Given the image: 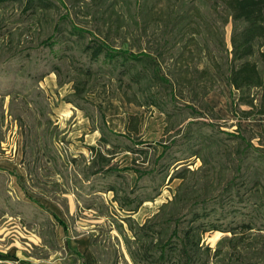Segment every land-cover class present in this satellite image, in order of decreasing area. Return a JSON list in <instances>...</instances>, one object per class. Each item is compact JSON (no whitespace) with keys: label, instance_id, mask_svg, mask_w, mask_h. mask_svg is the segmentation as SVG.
<instances>
[{"label":"trees","instance_id":"16d2710c","mask_svg":"<svg viewBox=\"0 0 264 264\" xmlns=\"http://www.w3.org/2000/svg\"><path fill=\"white\" fill-rule=\"evenodd\" d=\"M7 1L22 2L26 10L36 11L35 2L40 1L41 5L44 0H0V6ZM207 1L219 3L224 14L216 12L215 17L206 16L198 7L157 13L150 0H136L132 16L135 51L114 48L91 32L86 42L78 43L81 46L79 51L91 65L101 61L102 66L118 71L117 80L131 93L122 87L118 89L126 104L155 109L167 119L186 109L192 115L205 117V109H212L205 97L219 87V79L237 92L234 107L238 121L264 116V0L198 2L205 9ZM228 24L227 42L224 28ZM58 25L57 22L54 26L55 32ZM69 29L78 40L86 34V30L73 23ZM0 38L1 41L8 38L12 41L13 32L9 29L0 32ZM58 43L56 34L52 33L36 47L52 49ZM76 69V76L69 80L72 92L63 101L83 110L91 121V129L97 130L100 136L96 146H86L88 157L80 154L79 158L62 160L64 170L68 172L63 174L57 170L62 183H51L56 196L76 195L79 189L87 196L112 193L111 202L123 214L118 221L113 219L112 225L121 237L124 252L117 248L100 253L90 242L97 264H264V181L255 174L251 177L253 188H249V192L248 188L241 191L246 186L243 153L264 161V148L255 147L243 136H236L244 147L242 155L233 162L234 175L221 181L214 194L210 193L211 190L204 191L209 178L200 176L205 189L202 193H194L187 187L186 178L187 174L197 172L183 164L195 156L197 150H191L186 157L172 158L173 152L169 149L174 145V138L169 144L162 140L157 144L140 140L143 113L106 116L98 107V116H93L87 108L92 105L87 94L107 81L102 80L99 72L91 66ZM40 79L42 77L36 81ZM123 79H127V83ZM63 83L58 82V85ZM112 92L109 93L111 97L114 96ZM240 106L246 109H239ZM192 122L184 125V133ZM166 130L169 132L168 128ZM49 135L52 140L54 134ZM47 145L44 154L56 162L60 156L50 154ZM158 146L161 151L148 161V147L156 153ZM123 153L131 154L126 166L115 160ZM127 172L135 175L132 185L127 180ZM145 177H152L154 184L140 186L139 182ZM101 178L113 180L97 188L94 180ZM174 179H180V183L172 198L141 223L137 222L132 216L140 206L154 200ZM140 189L150 190L139 192ZM249 203L251 206H246ZM101 215L108 216L106 212ZM214 231L223 233V236L214 247H210L205 244L204 236Z\"/></svg>","mask_w":264,"mask_h":264},{"label":"rangeland","instance_id":"374dc122","mask_svg":"<svg viewBox=\"0 0 264 264\" xmlns=\"http://www.w3.org/2000/svg\"><path fill=\"white\" fill-rule=\"evenodd\" d=\"M198 1L150 0V5L157 13L198 7L206 16L211 14L215 17L216 12L224 14L219 3L207 1L204 9ZM35 4L38 7L36 11L26 10L25 4L19 1H7L0 6V32L8 29L13 32L12 41L9 38L1 41L0 38V253L1 250L10 252L9 256L14 259L10 264H81V259L74 255L77 253L69 250L67 238L71 246L80 250V240L85 238L91 252L90 242L100 253L117 248L124 252L121 237L112 225V220L118 221L123 214L111 202V192L87 196L79 189L76 195L56 196L52 187L51 181L62 183L57 170L63 174L68 172L64 170L62 160L79 158L77 150L91 142L90 135L97 131L91 129V121L83 110H73L72 104L63 101L72 92L69 80L76 76V68L91 66L99 72L102 80L107 81L87 94L86 98L92 104L87 108L93 116H98V107L106 116L143 113L140 140L151 144L162 140L169 144L174 138V145L169 149L173 152L172 158L186 157L191 150H197V154L183 164L197 172L187 174L186 178L187 187L194 193H202L205 189L200 176L209 178L204 191L211 190L210 193L214 194L221 181L234 175L233 162L242 155L244 147L236 136H243L255 147L264 148V116L238 121L234 107L237 92L228 88L221 79L219 87L205 97L212 108L211 111L205 109V117L192 115L186 109L167 119L155 109L126 104L118 89L122 87L131 93L117 80L118 71L102 66L101 61L91 65L88 58L81 55L78 43L86 42L90 32L104 38L114 48L135 51L132 16L136 0H44L41 5L40 1ZM57 22L59 25L55 32ZM70 23L86 30L82 41L70 34ZM224 30L228 42L230 25ZM52 33L59 41L57 45L52 49L36 47ZM12 53L14 55L10 57ZM28 53L29 56L26 55ZM40 77L42 79L36 81ZM123 81L127 83V79ZM58 82L65 83L59 86ZM111 92L114 93L112 97L109 95ZM239 109L246 107L240 106ZM188 121L193 122L184 133L183 128ZM167 128L169 132L165 131ZM49 133L54 134L52 140ZM46 144L50 154L60 156L56 162L44 154ZM119 144L122 145L121 142ZM160 151L159 146L156 153L148 147L146 159L153 160ZM84 152L83 155L88 157L87 149ZM243 155L246 186L241 191L248 188L249 192V188H253V175L257 174V178L264 181V161L250 153ZM130 159V153H123L115 160L126 166ZM126 177L132 185L135 175L127 172ZM112 180L101 178L94 182L97 188H102ZM154 182L152 177H145L139 185L151 186ZM179 183L180 179H174L166 184L160 195L144 202L132 217L141 223L172 198ZM144 190L139 192L150 189ZM246 206H251V203ZM45 209L53 211L66 229ZM105 212L108 216L101 215ZM222 236L219 231L209 232L205 234L204 242L214 247ZM94 258L93 264H97L95 255ZM0 264L5 263L1 261Z\"/></svg>","mask_w":264,"mask_h":264},{"label":"crops","instance_id":"0c3cea01","mask_svg":"<svg viewBox=\"0 0 264 264\" xmlns=\"http://www.w3.org/2000/svg\"><path fill=\"white\" fill-rule=\"evenodd\" d=\"M71 109H73V110H75L76 108L75 107H73V106H71ZM91 137H92V141L91 142H88V143H85V146L84 147H81V148H79V150H77V152L78 153H80V154H84L85 152V149H86V146H93L94 144V142L97 140V139H99V136H100V134L96 131V132H94V133H92L91 135H90ZM46 210V209H45ZM48 213H52L51 215L53 216V218H57V219H59L61 222H62V224L63 225H60L64 230L66 229V227H65V224H64V222L53 212V211H48V210H46ZM67 240V244H68V247H69V250L72 252V253H74L75 252V250H76V253L77 254H74L75 256H77V257H79L80 259H81V264H82V262H83V264H93V261H94V255H93V253L91 252V250H90V248H89V245H88V241L85 239V238H82L81 240H80V242H81V245H82V247H81V250L80 249H78L77 247H74V246H71V244H70V241H69V239L67 238L66 239ZM10 253V252H9ZM9 253H7L6 251H3V250H1V253H0V263H1V261L3 262V263H7V264H10L14 259L12 258V256H9ZM13 255V254H12ZM85 257V258H84ZM20 264V263H19ZM21 264H23V263H21Z\"/></svg>","mask_w":264,"mask_h":264}]
</instances>
